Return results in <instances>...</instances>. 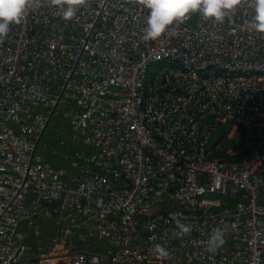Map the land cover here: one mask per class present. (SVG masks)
Returning <instances> with one entry per match:
<instances>
[{"label":"built area","instance_id":"2783aa9c","mask_svg":"<svg viewBox=\"0 0 264 264\" xmlns=\"http://www.w3.org/2000/svg\"><path fill=\"white\" fill-rule=\"evenodd\" d=\"M149 12L31 0L0 39V264H264L253 0L144 40ZM238 133L243 147L218 155ZM216 229L224 244L210 251Z\"/></svg>","mask_w":264,"mask_h":264},{"label":"clouds","instance_id":"9594fccd","mask_svg":"<svg viewBox=\"0 0 264 264\" xmlns=\"http://www.w3.org/2000/svg\"><path fill=\"white\" fill-rule=\"evenodd\" d=\"M31 0H0V39L10 31V25L18 23L24 16ZM238 0H143L144 6L150 10L147 26L143 33L144 40L160 37L175 21L183 20L190 12L199 11L204 16L222 21ZM255 10L250 25L258 33H264V0H253ZM65 19L75 13V7L69 5L62 9ZM179 224L180 222L177 221ZM183 231L190 227L180 224ZM224 244V234L216 229L209 240V250L215 251Z\"/></svg>","mask_w":264,"mask_h":264},{"label":"trees","instance_id":"16d2710c","mask_svg":"<svg viewBox=\"0 0 264 264\" xmlns=\"http://www.w3.org/2000/svg\"><path fill=\"white\" fill-rule=\"evenodd\" d=\"M229 129H230L229 125H225V126L221 127L219 129L218 133L216 134L214 141L217 143L223 141L226 138V135L229 133ZM241 147H243V140L242 139H238V138L230 139V140L226 141V143L224 145L223 152H219L218 155L222 156V154L226 153V151H228L230 149H238ZM47 157H48V159L52 158L51 155H49V154H47ZM54 163H56L59 166L62 165V163L58 162V161H54ZM52 229H54V228H52ZM52 229L50 228V230H45L42 234L44 246L46 249H48L50 246H52L54 244L53 240L55 237H53V239L51 240L52 245H51L50 240H48V237H47V234L50 233V231ZM30 243L34 245V241H30Z\"/></svg>","mask_w":264,"mask_h":264},{"label":"rangeland","instance_id":"374dc122","mask_svg":"<svg viewBox=\"0 0 264 264\" xmlns=\"http://www.w3.org/2000/svg\"><path fill=\"white\" fill-rule=\"evenodd\" d=\"M164 65H162V67H163ZM154 69V68H153ZM235 136H238V137H235V138H238V139H240L239 138V133L238 134H236ZM51 225V224H50ZM49 227V224H47L46 222H42L41 223V228H44V227ZM50 228L52 229V227L50 226ZM47 237H48V240H50V242H51V245H52V239H53V237H55V232H54V230L52 229L51 231H50V233H48L47 234ZM97 248L98 249H100L101 247L100 246H97Z\"/></svg>","mask_w":264,"mask_h":264}]
</instances>
